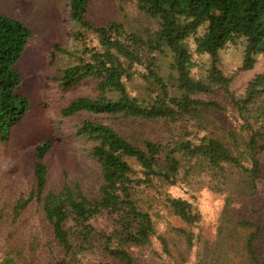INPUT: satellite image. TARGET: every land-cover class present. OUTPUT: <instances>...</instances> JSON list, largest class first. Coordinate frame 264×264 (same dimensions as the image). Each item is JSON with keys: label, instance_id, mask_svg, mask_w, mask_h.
Listing matches in <instances>:
<instances>
[{"label": "trees", "instance_id": "trees-1", "mask_svg": "<svg viewBox=\"0 0 264 264\" xmlns=\"http://www.w3.org/2000/svg\"><path fill=\"white\" fill-rule=\"evenodd\" d=\"M129 1L158 27L134 29L118 20L94 25L87 18L91 0L69 2L72 35L82 46L65 50L74 63L63 70L60 86L67 91L93 79L98 94L73 98L61 117H83L76 135L85 141L96 185L68 181L58 192L49 189L47 158L53 141L36 144L26 188L10 191L0 177V264L35 263L43 235L40 227H29V218L43 220L62 251L48 264H86L93 255L101 264H136L131 248L155 241L170 256L168 240L158 232L154 218L158 198L189 226L199 222L201 214L188 199L163 190L167 186H179L193 198L204 186L224 194L220 231L251 229L245 264H264L256 245L263 229L258 211L237 210L238 199L255 195L264 180V69L255 73L238 100L230 90L233 77L218 65L220 50L243 38L244 57L237 71L256 68L259 56H264V0ZM87 32L95 34L97 44L88 43ZM32 35L24 22L0 14L1 143L30 108L29 98L18 92L23 76L15 65ZM190 37L194 52L211 57L209 82L192 75L196 62L187 44ZM166 49L172 53L167 76L158 56ZM137 76L159 89L156 96L130 92L127 84ZM215 86L229 95L230 106L196 97L214 93ZM204 110H232L237 124L216 127L205 119ZM116 117L160 123L167 130L161 138L127 136L106 121ZM243 154L249 156L250 166ZM100 218L110 222L108 230H98L95 222ZM180 232L191 249L193 233ZM208 247L204 264H215L221 246ZM99 255L109 260H98Z\"/></svg>", "mask_w": 264, "mask_h": 264}, {"label": "rangeland", "instance_id": "rangeland-1", "mask_svg": "<svg viewBox=\"0 0 264 264\" xmlns=\"http://www.w3.org/2000/svg\"><path fill=\"white\" fill-rule=\"evenodd\" d=\"M70 0H0V14L14 17L24 22L31 30L32 36L24 54L15 65V69L23 76L18 92L30 100V108L24 117L12 128L6 143L0 142V177L10 191L19 192L26 188L30 178V165L33 148L39 142L50 138L53 148L47 158L49 174L48 188L60 191L66 182L79 181L96 185L97 176L94 164L87 156L85 141L76 135V126L83 119L81 115L61 117V110L73 98L82 95L95 96L98 94L95 80L89 79L67 91L60 86L63 70L74 63V59L65 53V50L81 47L73 38V24L70 17ZM87 18L94 25H101L110 20L124 22L129 28H138L149 25L157 28V22L150 20L137 9L129 0H91ZM203 30V29H202ZM91 45L98 43L93 32L85 34ZM193 52L196 65L192 75L196 79L209 82L208 69L211 65L209 54L194 52L195 43L192 37L187 41ZM245 39L239 38L235 43H228L219 52L218 65L233 80L230 84L231 93L236 99H242L247 90L248 82L257 71L264 68V56H259L256 68L249 71H240L244 57ZM171 51L166 49L158 53L163 73H170L172 60ZM128 89L133 95L141 97L156 96L159 89L137 76L129 81ZM217 89L218 86H215ZM197 98L216 99L226 106L231 105L229 95L218 88L212 94H198ZM205 119L212 121L216 127L223 125L227 129L237 124L233 111L227 113L204 110ZM122 134L127 136L143 134L144 137L161 138L167 127L162 124L132 122L127 118L106 119ZM215 130H218L215 128ZM222 132V131H221ZM242 159L247 166L251 165L249 156L243 154ZM172 196H181L191 201L201 214V219L194 226H189L170 212L163 199L158 198L155 204V222L158 232L166 236L170 252L163 253L162 246L155 241L151 246H133L131 251L136 264H204L208 246H221L215 264H245V242L251 229L236 228L223 234L220 231L219 218L225 203V195L204 186L197 192L196 197L185 192L179 186H167ZM238 209L243 214L250 213L251 208L257 209L263 229L257 239V250L264 254V180L253 196L240 197ZM248 213V214H249ZM110 223L104 218L98 219L95 224L98 230L109 229ZM29 227H40L42 231L41 244L38 247L34 264H48L56 261L62 251L51 237L46 223L38 218L28 219ZM180 229H186L194 235V245L188 248L186 238ZM226 231V230H225ZM224 232V231H223ZM233 233V234H232ZM50 242V243H48ZM209 244V245H208ZM218 250V248H217ZM163 255V257L161 256ZM92 256V261L85 260L86 264H101ZM98 260L108 261L99 255ZM85 264V263H83ZM112 264H119L113 262Z\"/></svg>", "mask_w": 264, "mask_h": 264}]
</instances>
